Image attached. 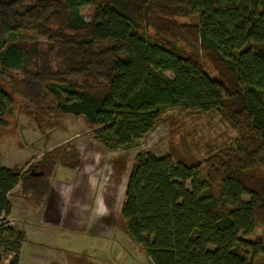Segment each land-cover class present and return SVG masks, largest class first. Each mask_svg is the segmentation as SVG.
Returning <instances> with one entry per match:
<instances>
[{
    "label": "trees",
    "instance_id": "16d2710c",
    "mask_svg": "<svg viewBox=\"0 0 264 264\" xmlns=\"http://www.w3.org/2000/svg\"><path fill=\"white\" fill-rule=\"evenodd\" d=\"M24 1L0 0V126L19 105L26 115L48 106L50 117H84L114 151L154 129L167 108L217 110L240 137L198 164L138 153L122 226L153 264H254L264 256V236L249 240L264 233V0ZM26 31L47 47L10 41ZM29 174L3 166L0 153V249L16 254L25 233L8 224L10 196L22 182L38 198L45 182Z\"/></svg>",
    "mask_w": 264,
    "mask_h": 264
},
{
    "label": "rangeland",
    "instance_id": "374dc122",
    "mask_svg": "<svg viewBox=\"0 0 264 264\" xmlns=\"http://www.w3.org/2000/svg\"><path fill=\"white\" fill-rule=\"evenodd\" d=\"M33 2L25 0L23 3ZM82 14L90 17L94 14V9L84 7ZM193 19H197V16L178 20L192 22ZM37 40L42 49L47 47L48 40L37 38L35 32L17 33L10 38V41L22 43ZM199 57L210 74L222 78L219 68L205 54H200ZM44 108L46 115L32 108L28 109L30 114L26 115L22 105H19L13 113L6 115L8 125L0 126V153L4 166L21 168L24 173L29 172V175L31 169L45 170V182L41 184L42 194L38 198L28 200L26 197L32 195H26L22 182L10 196L12 211L8 224L25 233V242L21 250L17 251L18 254L1 248L0 264H11L17 255L19 264H153L144 248L122 226L121 210L126 185L137 154L151 152L159 157L170 154L175 160L198 164L204 163L214 152L226 151L240 137L238 130L217 110L201 113L167 108L156 127L136 140L132 146L110 151L97 140L84 117H50L52 108ZM99 154L103 160L94 165L95 171L101 175L95 183L98 192L95 203L100 210L103 194L108 208L102 221L99 219L89 222L85 229L81 226L80 229H84L82 231L73 230L66 218L60 225H51L54 219L48 220L47 217L52 218L54 213L47 212L46 209L52 204L49 203L50 200L43 204L41 202L49 194V185L51 182L67 181L64 186L67 188L65 195L75 189L71 183L75 170L71 171L68 165L60 163L61 155L70 166L82 159L85 166L93 162L96 155L99 157ZM54 161L59 162L54 165ZM83 167L79 173L83 170L82 174H86ZM187 186L191 189V181L187 182ZM51 196L56 197L54 189ZM40 197L43 199L40 200ZM243 199L248 201L250 197L244 195ZM70 200L71 205L72 198ZM39 220L44 223L41 224ZM257 236H264V233L259 229L256 236L249 240L255 241ZM209 248L214 249L213 246ZM253 263L263 264L264 256L253 259Z\"/></svg>",
    "mask_w": 264,
    "mask_h": 264
},
{
    "label": "crops",
    "instance_id": "0c3cea01",
    "mask_svg": "<svg viewBox=\"0 0 264 264\" xmlns=\"http://www.w3.org/2000/svg\"><path fill=\"white\" fill-rule=\"evenodd\" d=\"M93 159H94V155H93ZM1 160L3 164L4 159H3L2 154H1ZM102 160H103V157L99 154V157L96 155L94 161L91 162L90 164H86L84 166V162L82 159V161L78 162V164L75 167L68 168L71 171L75 170V174L71 173L72 174L71 181L73 180V182L71 183L75 187L73 192H71L73 193V196L71 195V193H69L68 195H65V190L67 188L64 186L67 181L66 182L60 181L57 183L51 182L49 194L46 196L47 198L41 201L43 204L44 201L50 200L49 203L52 204L48 209H46L47 212L54 213L52 218H48L46 216L48 220L54 219V222L50 223L51 225H55V226L60 225L63 219L66 218V220L68 221V224L73 230L82 231L85 229V227L87 226L89 222L91 223L92 221H97L99 219L102 221L104 214L108 212V208H107L106 201L104 200L103 194H102L103 203L100 202L101 203L100 207L102 208L100 210L96 208L95 198L98 196V192L96 190L95 183L96 181L97 182L99 181L101 175L99 172L95 171L96 168L94 167V165H96L97 163H101ZM82 167L84 168V172L86 174H82L83 170L79 173V170ZM53 189L56 192V197L51 196ZM71 198H72L73 203L70 205ZM27 199L29 200L31 198L27 197ZM39 221L41 222V224L44 223L43 220L42 221L39 220ZM81 226H84V229H80Z\"/></svg>",
    "mask_w": 264,
    "mask_h": 264
},
{
    "label": "water",
    "instance_id": "95a60500",
    "mask_svg": "<svg viewBox=\"0 0 264 264\" xmlns=\"http://www.w3.org/2000/svg\"><path fill=\"white\" fill-rule=\"evenodd\" d=\"M34 175H41V176H44L45 172L43 171H36V172H33Z\"/></svg>",
    "mask_w": 264,
    "mask_h": 264
},
{
    "label": "flooded vegetation",
    "instance_id": "af4514ba",
    "mask_svg": "<svg viewBox=\"0 0 264 264\" xmlns=\"http://www.w3.org/2000/svg\"><path fill=\"white\" fill-rule=\"evenodd\" d=\"M30 172H31V174H33V172H36V171H35L34 169H31V171H30ZM33 175H34V174H33Z\"/></svg>",
    "mask_w": 264,
    "mask_h": 264
}]
</instances>
